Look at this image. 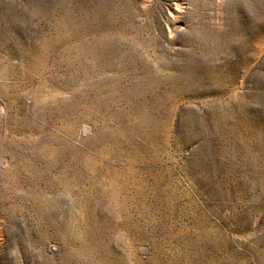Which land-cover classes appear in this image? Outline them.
I'll return each instance as SVG.
<instances>
[{
    "label": "rangeland",
    "instance_id": "1",
    "mask_svg": "<svg viewBox=\"0 0 264 264\" xmlns=\"http://www.w3.org/2000/svg\"><path fill=\"white\" fill-rule=\"evenodd\" d=\"M0 264H264V0H0Z\"/></svg>",
    "mask_w": 264,
    "mask_h": 264
},
{
    "label": "bare ground",
    "instance_id": "2",
    "mask_svg": "<svg viewBox=\"0 0 264 264\" xmlns=\"http://www.w3.org/2000/svg\"><path fill=\"white\" fill-rule=\"evenodd\" d=\"M220 1V0H219ZM180 2V1H179ZM184 2V1H183ZM175 3V2H174ZM184 4V3H183ZM186 4V3H185ZM181 5V4H180ZM182 6V5H181ZM190 6V5H189ZM183 7V6H182ZM187 7V6H186ZM175 8V7H174ZM179 6L177 5V9L173 13H169V17L171 18V21L173 23V28L176 26L175 24L178 22V17L180 15ZM182 9V8H181ZM187 10V9H186ZM186 12V11H185ZM184 12V13H185ZM168 14V13H167ZM184 18V17H183ZM181 20V19H180ZM183 21V20H182ZM178 27V26H177ZM185 27V26H184ZM179 28V27H178ZM175 32V30L173 29ZM178 36V35H177Z\"/></svg>",
    "mask_w": 264,
    "mask_h": 264
}]
</instances>
